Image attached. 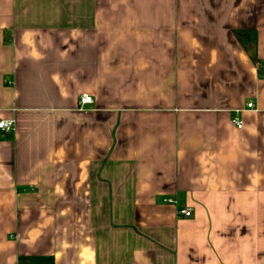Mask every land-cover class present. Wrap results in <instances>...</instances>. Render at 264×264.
Segmentation results:
<instances>
[{"label": "crops", "instance_id": "crops-1", "mask_svg": "<svg viewBox=\"0 0 264 264\" xmlns=\"http://www.w3.org/2000/svg\"><path fill=\"white\" fill-rule=\"evenodd\" d=\"M0 118V264H264V0H0Z\"/></svg>", "mask_w": 264, "mask_h": 264}, {"label": "built area", "instance_id": "built-area-1", "mask_svg": "<svg viewBox=\"0 0 264 264\" xmlns=\"http://www.w3.org/2000/svg\"><path fill=\"white\" fill-rule=\"evenodd\" d=\"M93 98L89 95H82V97L80 98V106H85L87 104H91L93 103ZM254 105L253 103H249L248 104V108H253ZM233 123L239 128L241 129L243 127V122L239 117H234L233 118ZM15 129V121L13 119H2L0 118V130L5 131V132H13ZM166 202L168 203H175V201H172L170 199H167ZM179 216H184V217H190L192 214V210L190 208H180L177 211Z\"/></svg>", "mask_w": 264, "mask_h": 264}, {"label": "trees", "instance_id": "trees-1", "mask_svg": "<svg viewBox=\"0 0 264 264\" xmlns=\"http://www.w3.org/2000/svg\"><path fill=\"white\" fill-rule=\"evenodd\" d=\"M238 42L245 49V51L250 55L254 63L260 64V59L256 51L257 45V33L254 29H237L234 32ZM5 42H12V36L8 34L5 35Z\"/></svg>", "mask_w": 264, "mask_h": 264}]
</instances>
